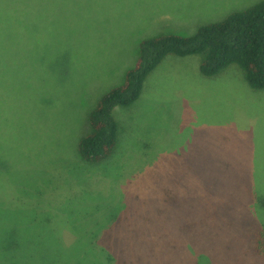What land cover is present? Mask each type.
Masks as SVG:
<instances>
[{
	"label": "rangeland",
	"instance_id": "374dc122",
	"mask_svg": "<svg viewBox=\"0 0 264 264\" xmlns=\"http://www.w3.org/2000/svg\"><path fill=\"white\" fill-rule=\"evenodd\" d=\"M257 1L0 0V255L26 237L14 264H264V89L239 66L167 54L113 108L111 155L77 151L140 41Z\"/></svg>",
	"mask_w": 264,
	"mask_h": 264
},
{
	"label": "trees",
	"instance_id": "16d2710c",
	"mask_svg": "<svg viewBox=\"0 0 264 264\" xmlns=\"http://www.w3.org/2000/svg\"><path fill=\"white\" fill-rule=\"evenodd\" d=\"M167 54H200L199 69L205 76L217 75L235 64L242 69L250 87L264 89V0L201 25L191 35L166 33L140 41L136 62L126 70L122 83L104 92L87 115L89 130L77 142L83 160L99 163L111 155L118 131L113 108L133 104L142 92L145 78ZM25 240L26 237L9 240L0 255L2 262L3 254L10 257L9 264L20 259L28 261L33 253L21 251ZM252 248L264 258V227L253 234Z\"/></svg>",
	"mask_w": 264,
	"mask_h": 264
}]
</instances>
